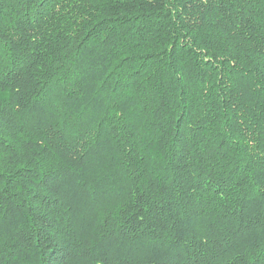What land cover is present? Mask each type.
<instances>
[{"label":"trees","instance_id":"1","mask_svg":"<svg viewBox=\"0 0 264 264\" xmlns=\"http://www.w3.org/2000/svg\"><path fill=\"white\" fill-rule=\"evenodd\" d=\"M0 264H264V0H0Z\"/></svg>","mask_w":264,"mask_h":264}]
</instances>
